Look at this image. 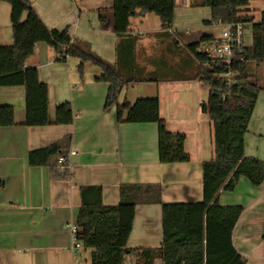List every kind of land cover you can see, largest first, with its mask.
I'll return each instance as SVG.
<instances>
[{"label": "crops", "instance_id": "0c3cea01", "mask_svg": "<svg viewBox=\"0 0 264 264\" xmlns=\"http://www.w3.org/2000/svg\"><path fill=\"white\" fill-rule=\"evenodd\" d=\"M29 1L48 29L67 31L73 43L117 69L125 82L131 81L120 87L119 105L158 98L167 130L186 136L190 160L162 164L158 125L119 122L116 105L105 109L110 84L97 81L102 70L86 63L81 76L79 59L58 61L45 43L36 44L25 66L37 69L40 81L48 86L50 125L26 126L25 88H0V105L15 112V125L0 127V264H81V260L90 264L91 250L79 256L71 253L67 228L76 224L82 187H101L105 206L119 204L124 184L159 185L163 204L203 201V164L215 157L214 130L201 108L210 89L198 78L201 66L188 46L202 37L220 38L223 24H207L211 9L200 6L202 0H176L172 29H163L154 14L138 15L131 19L129 33L119 37L113 31L114 0ZM250 10L259 19L264 2H251ZM10 15L11 6L0 3V46L14 42ZM219 26L222 33L217 35L212 29ZM252 43L253 38L247 47ZM260 67L264 66L249 65L251 81L258 85ZM67 102L74 121L56 125V108ZM58 142L63 144L62 155L47 166L29 165L30 152ZM245 155L264 162V91L249 124ZM60 156L67 159L64 171L58 166ZM218 202L243 207L233 246L245 264H264L263 185L255 187L241 178L233 192L219 193ZM163 240L162 205H138L128 247L159 249ZM216 252L220 263L229 255L224 244ZM125 264L163 261H150L140 252Z\"/></svg>", "mask_w": 264, "mask_h": 264}, {"label": "trees", "instance_id": "16d2710c", "mask_svg": "<svg viewBox=\"0 0 264 264\" xmlns=\"http://www.w3.org/2000/svg\"><path fill=\"white\" fill-rule=\"evenodd\" d=\"M264 0H202L199 5L211 9L207 24L227 25L235 22L248 24L253 43L246 49V57L231 67L237 73L235 82L229 83L221 75L230 73L223 64L209 60L198 50L203 43L215 40L202 37L188 46L200 63L198 78L210 89L202 111L208 115L214 130L215 157L203 164V193L200 203L163 204L159 185L124 184L120 187L117 206L103 204V189L98 186L80 189L81 206L76 226L78 238L85 250H91L90 264H125L128 257L142 252L150 261L160 258L163 264H245L233 246V232L243 214V207L219 205L221 191L233 192L240 179L246 178L253 186L264 183V162L245 155V138L259 95L264 91L252 82L249 65L264 66V10L260 18L251 15V2ZM11 6L10 21L13 45L0 46V88L24 87L26 90L25 125H50L48 86L39 79L35 68H26L35 46L45 43L53 48L58 61L68 58L81 61L79 72L84 73L86 63L102 70L99 82L110 84L105 109L117 106L119 122L129 124L155 123L158 125L159 159L162 164L186 163L190 160L185 151V134L171 133L160 116L158 98L139 99L133 105L118 104L122 85L130 83L121 74L95 54L73 43L67 31L48 29L35 12L29 0H0ZM176 0H114L113 31L123 37L129 33L131 19L138 15L154 14L160 18L165 30L172 29L175 20ZM101 21H104L102 13ZM74 114L70 103L56 108V125H70ZM15 125L13 107L0 105V127ZM62 142L30 152L31 167L49 165L53 157L62 155ZM61 157V156H60ZM66 158V156H63ZM161 204L163 210L164 240L159 249H131L129 238L133 231L138 205ZM221 244L229 255L219 262L216 251Z\"/></svg>", "mask_w": 264, "mask_h": 264}, {"label": "built area", "instance_id": "2783aa9c", "mask_svg": "<svg viewBox=\"0 0 264 264\" xmlns=\"http://www.w3.org/2000/svg\"><path fill=\"white\" fill-rule=\"evenodd\" d=\"M247 29L248 24L243 22L223 25L222 36L216 40L203 43L198 50L209 60L217 61L230 70V73L220 76L227 79L230 84L235 82L237 77V73L231 71V67L238 62H242L246 57L245 34ZM58 166L61 171L67 169V159L63 156L59 157ZM67 228L71 234L70 251L73 256H79L85 250V247L78 238V227L76 224H68Z\"/></svg>", "mask_w": 264, "mask_h": 264}, {"label": "rangeland", "instance_id": "374dc122", "mask_svg": "<svg viewBox=\"0 0 264 264\" xmlns=\"http://www.w3.org/2000/svg\"><path fill=\"white\" fill-rule=\"evenodd\" d=\"M258 4L259 5H262L263 3H261V2H258ZM213 30V32H215V34H217V35H220L221 33H222V27L221 26H219V27H215V28H213L212 29ZM246 36H245V42H246V44L247 45H250L251 44V42H252V31H251V29H248L247 31H246V34H245ZM251 66H253V65H251ZM261 69H260V71H259V77H258V83H259V85H261V86H263L264 85V67H260ZM261 73V74H260ZM87 254H90V251H88V253ZM81 262V264H86V262L84 261V260H81L80 261Z\"/></svg>", "mask_w": 264, "mask_h": 264}]
</instances>
